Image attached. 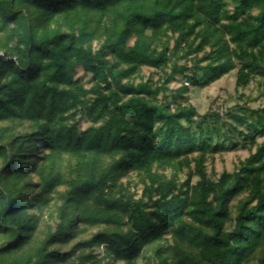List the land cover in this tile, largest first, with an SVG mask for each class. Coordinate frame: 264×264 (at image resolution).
Segmentation results:
<instances>
[{
  "label": "trees",
  "instance_id": "obj_1",
  "mask_svg": "<svg viewBox=\"0 0 264 264\" xmlns=\"http://www.w3.org/2000/svg\"><path fill=\"white\" fill-rule=\"evenodd\" d=\"M77 67L93 77L90 87L76 80ZM143 67L159 69V80L135 81ZM235 67L237 87L254 73L264 77V0H0V123L32 128H0V234L8 235L0 264L84 261L91 256L77 252L100 244L110 264L130 262L169 231L174 246L192 249L178 264L248 262L264 245V107L233 128L256 151L215 181L204 163L219 150L211 143L218 130H207L208 117L179 102L191 87L209 86ZM178 76L180 85L170 88ZM78 110L92 118L85 130L70 121ZM233 136L236 147L242 142ZM62 152L77 159L74 177L44 165ZM184 162L194 168L182 184L158 172ZM130 170L143 175L147 202L110 189ZM63 184L56 230L30 258L16 256L37 229L30 210L49 205ZM245 192L232 217V201ZM80 224L114 230L69 251L48 249L74 237ZM256 264H264V251Z\"/></svg>",
  "mask_w": 264,
  "mask_h": 264
},
{
  "label": "rangeland",
  "instance_id": "obj_2",
  "mask_svg": "<svg viewBox=\"0 0 264 264\" xmlns=\"http://www.w3.org/2000/svg\"><path fill=\"white\" fill-rule=\"evenodd\" d=\"M228 9L232 10L231 5ZM133 39L130 40V44ZM94 46H97V40L94 41ZM170 47L173 46V42L170 43ZM209 47L206 48V52ZM202 54V53H201ZM185 61L180 60L179 63L183 64ZM237 63L238 61L235 60ZM230 70L228 73L223 75L217 81L213 82L209 86L199 87L193 86L190 88V92L185 96L184 100H179L187 105H192L196 108L198 113L203 116L206 115L208 122L206 123V129L216 128L218 133L213 134L212 145L219 144V150L216 152L209 151L207 153V160L204 163L206 167L207 176L211 180H217L220 174L224 171L232 172L236 170L240 163L243 162L250 154L256 151L255 143L250 140L247 143L244 142L243 136L233 131L235 126H238L239 118H243L244 115H249L251 110H256L264 107V77L254 73L252 80L246 87H237V69ZM162 72L159 69H152L149 67H143L138 75H134L135 81L151 80L157 82ZM76 80L83 84L86 88L92 85L93 77L91 74L85 72L82 67H77L75 74ZM181 76L174 79L170 88L175 89L180 85ZM166 97L170 99V91L165 93ZM164 95L160 94L159 98H163ZM73 112V110H72ZM71 116V115H70ZM199 120L198 117H195ZM251 117H249V120ZM70 121L76 122L80 130H85L87 127L92 125V118L87 113L78 110L71 116ZM9 128L11 132L23 133L32 131V128L27 122L20 121H7L1 122L0 128ZM244 126L240 129L243 130ZM233 131V132H232ZM234 133L241 144L233 147V141L229 138L234 137ZM263 140L262 137H257L256 141L260 143ZM45 154H48L45 152ZM109 161L108 157H106ZM35 158L30 159V163H34ZM0 159V166L2 165ZM77 159L70 156L68 153L62 152L60 155L55 154L50 160H45L44 165L46 168L58 172L64 178L74 177L77 170ZM32 166V165H31ZM194 168V163L188 166L184 162V166L177 170L175 168L158 169L160 174H165L167 179L172 178L178 184H182L186 181L187 176ZM143 175L139 174L134 170H130L126 175L122 176L117 186L113 187L110 185L112 192L116 194H124L127 198L132 200L143 199L144 202L148 201V194L145 190V184L142 182ZM31 182H37L39 177L36 173L31 171L30 175ZM199 180V176L196 173L192 174L191 184H195ZM67 189V185H59L55 191L51 194L52 200L49 205L43 206L40 209L36 208L30 210V213H34L38 217L37 229L33 233L29 244L21 251L16 252V256L26 260L34 255L36 249L47 239L49 234L56 230L60 222V209L62 207V193ZM247 193L238 195L231 204V215L235 216V206L240 200H244ZM124 222L127 221L123 220ZM231 221V220H230ZM228 221L227 227L231 228V222ZM123 229L127 228V225H121ZM112 225L100 224L96 226H89L80 224L75 231L74 237L70 238L66 243L57 242L48 246L49 250H59L61 252L69 251L78 244L79 242L89 240L99 232H110L113 231ZM8 240V235L0 234V249ZM176 241L173 239L171 232H167L162 240H157L151 244L144 245L141 251V255L133 261H112L111 264H157L161 259L166 260V264H178V259L183 252H190V249L184 243H178L174 246ZM264 251V245L246 262L245 264H256L258 258ZM77 254L91 256L84 261L76 259L73 263L68 264H110L109 258L106 255L105 244L94 246L93 249L85 248L79 250ZM7 260H9L6 257Z\"/></svg>",
  "mask_w": 264,
  "mask_h": 264
}]
</instances>
